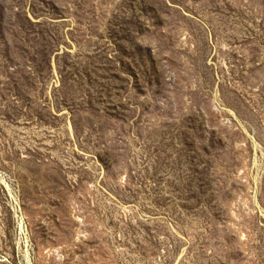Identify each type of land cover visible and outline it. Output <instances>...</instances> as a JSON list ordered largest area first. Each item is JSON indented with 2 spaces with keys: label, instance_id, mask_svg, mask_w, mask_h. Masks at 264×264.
I'll use <instances>...</instances> for the list:
<instances>
[{
  "label": "rangeland",
  "instance_id": "1",
  "mask_svg": "<svg viewBox=\"0 0 264 264\" xmlns=\"http://www.w3.org/2000/svg\"><path fill=\"white\" fill-rule=\"evenodd\" d=\"M0 264H264V0H0Z\"/></svg>",
  "mask_w": 264,
  "mask_h": 264
}]
</instances>
